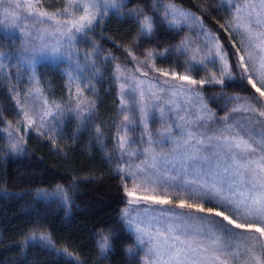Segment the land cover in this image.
Instances as JSON below:
<instances>
[{
	"label": "trees",
	"instance_id": "obj_1",
	"mask_svg": "<svg viewBox=\"0 0 264 264\" xmlns=\"http://www.w3.org/2000/svg\"><path fill=\"white\" fill-rule=\"evenodd\" d=\"M41 1L53 12L66 8L62 0ZM245 1L122 0L77 37L72 50L85 66L82 83L74 80V87L70 85L64 62L42 61L17 74L20 79L0 76V264H144L135 234L121 219L128 197L117 169L127 161L119 143L127 124L120 112L117 65L123 70L182 69L179 48L187 43L188 33L170 25L158 9L159 3H173L202 19L234 65L223 84L208 77L206 82L211 81L200 87L215 116L234 115L232 108L249 96L259 108L264 98L241 78L243 69L236 68V58L244 53L236 51L241 34L229 27L234 6ZM145 17L155 21L151 35L141 34ZM4 41L0 28V50ZM208 66L196 68L192 76L201 80L211 70ZM32 78L41 98L57 110L55 118H44L43 127L39 121L29 127L18 107L19 97L30 92ZM76 87L86 96L88 108L74 106ZM228 97L240 100L227 104ZM13 140L22 152L12 151ZM58 188L67 193V201ZM41 234L50 237L52 247L32 239ZM105 237L109 250L102 254L99 244Z\"/></svg>",
	"mask_w": 264,
	"mask_h": 264
},
{
	"label": "snow or ice",
	"instance_id": "obj_2",
	"mask_svg": "<svg viewBox=\"0 0 264 264\" xmlns=\"http://www.w3.org/2000/svg\"><path fill=\"white\" fill-rule=\"evenodd\" d=\"M3 0H0V4ZM107 6L115 7L112 0H106ZM20 7L19 4L16 5ZM235 13L229 23V27L237 34L246 36L250 41L249 46H245L241 42V47L237 48V52L244 50V54L240 55V67L243 69L241 74L242 79H246L255 92L261 98H264V0H260L259 10L256 5H245L249 11L247 15L242 12L241 6H234ZM83 15L78 18L73 17L70 20H65L62 24L56 21L58 27L50 35L56 38V45H52V52L59 51L58 45L61 43L59 37H65L68 42L75 39L74 31L81 32L86 28H90L92 22L99 14L95 0H87L83 3ZM29 11L35 12L41 17H47L49 20H54L53 15L38 10L29 0ZM65 12L67 9L64 10ZM255 13V18H253ZM171 15L172 23L176 20H181L186 23L189 20L195 22L196 19L190 13L173 9L165 12V16ZM155 21L145 17L141 24V34L151 35ZM12 40V36L6 37ZM31 39L40 40V46L37 50L32 49L33 54L43 53L49 45L44 42L43 36L20 37V40L27 44ZM255 41V43H251ZM213 45L215 52L209 49V55L214 57L213 66L219 61H225L228 55L222 50V46L215 43L210 37L205 42V47ZM131 55V53H129ZM152 53H147L150 58ZM245 56L248 57L245 62ZM4 57H0V67L5 63ZM195 59V57H193ZM227 67V64H226ZM117 72L124 71L117 65ZM161 75L168 73L161 72ZM173 78L176 74L173 73ZM228 75L231 77V71L225 72L221 70V77ZM215 74L213 73V77ZM179 80L186 81L188 84L203 85L205 80H195L191 76L181 75ZM259 87L257 86V82ZM216 83L223 84L224 80H216ZM124 84H121L123 89ZM177 88L179 86H173ZM181 95L185 94V90L179 87ZM143 95V93H142ZM199 97V94H197ZM240 100L239 97H228L226 103L233 104ZM80 99L77 100V108L79 109ZM248 107L242 105L232 108V112H248L257 113L260 117H264V105L259 108L253 107L256 103L255 97L249 96L243 102ZM94 107V105H92ZM205 105V110H206ZM139 122L147 124V111L145 108L140 110ZM29 127L39 121L40 126H44V116L52 115L50 112H45L44 115H37L35 118L29 115L28 111H23ZM58 115V113H57ZM55 118V116H53ZM180 119H184L183 116ZM248 123L238 121L232 123L226 115L223 117V126L213 136L208 139L215 140L216 143L211 144L210 148H197L195 153L188 152L187 149L192 147L190 141L196 140L198 145H204L203 139H197L193 131L188 130L183 125H177L182 128L180 132L183 138L181 141H175L176 148L183 147L185 151L175 152L169 158L166 155L157 156L154 152L149 159H146L141 164L135 165V168L127 167L126 169H117L118 172H124L125 179L131 181V187L128 183L123 185L124 192L128 199L129 209L122 213L121 219L126 227L135 233L136 241L142 245L147 251L144 255L148 258V264H230L234 258H239L240 249L244 248L248 253V259L243 261V264H264V227L257 226L253 221L259 220L264 224V124H261L259 131L254 126L251 117L248 118ZM124 120L131 123L128 115L124 116ZM198 120L203 121V116H199ZM255 123H260L256 121ZM130 130V129H128ZM11 135V134H10ZM166 140H172L171 132L165 137ZM120 149L123 152L126 148L127 141L123 138L120 140ZM13 152H22L18 141L13 140L11 143ZM220 149L226 158L225 173L230 172L231 179H217L218 174H213L210 164V157L200 156L202 150H211L213 156H218ZM149 150L146 149L145 152ZM135 155V153H130ZM176 162L180 165V172H172L165 175L168 171L164 165H172L175 168ZM202 162H209L210 166L207 170L203 169ZM128 166L129 162H124ZM199 166L201 171L192 174L191 170ZM58 191L67 201V194L63 189ZM177 199L176 207L181 209L187 208L188 213L183 216L174 211H162L161 209L152 208L151 205H171L172 197ZM187 200L192 202L186 203ZM143 202L149 205L143 209L144 216L134 217L131 213L140 212V204ZM207 202L208 206H205ZM196 213L206 215L191 214L192 210ZM159 212L160 218L154 213ZM220 217L221 221L211 220L209 217ZM241 219L247 223L239 222ZM226 221L228 225H232L235 229H245L247 231L259 233L258 237L244 236L242 234L232 233L227 229V226L222 223ZM199 222V224H197ZM221 233V235H217ZM34 241L39 244L52 247V241L49 236L41 234L38 238L34 235ZM235 245V246H234ZM102 254L109 250L108 238H103L99 244Z\"/></svg>",
	"mask_w": 264,
	"mask_h": 264
},
{
	"label": "rangeland",
	"instance_id": "obj_3",
	"mask_svg": "<svg viewBox=\"0 0 264 264\" xmlns=\"http://www.w3.org/2000/svg\"><path fill=\"white\" fill-rule=\"evenodd\" d=\"M121 1L122 0H112V2L115 4V7H109L107 6L106 0H95L97 9L94 10H98L99 14L92 22L91 27L96 23L101 15H106L112 9H117V6H119L118 4ZM86 2L87 0H62L61 3L65 5V9H67V11L65 12V9H59L60 12H53L56 10H48L49 8L45 7V2L41 5V0H31V4L34 5L36 9L45 11L49 13V15H53L55 17L54 20H49L47 17H41L35 12L29 11V0H3V3L0 4V28L4 34V37L6 38L8 35H11L12 40L6 39L7 41H4L2 45V47L4 46L3 49L0 50V57L6 58L3 66L0 67L1 78L6 79L10 76L21 74L24 69L28 70L29 72L31 67H33L35 64L42 61H48L53 63H65V66L69 68L68 73L69 78L72 81L70 83L72 87L75 85L74 80H79L82 83L86 78L85 66L84 64L80 65L78 63L77 55L72 49H74L76 45L77 37L80 34L86 32L88 28L81 32L74 31L75 39H73L71 42H68L65 37H59L61 43L58 45L59 51L57 53L52 52L51 46L56 45V38L52 37L50 33L54 32L58 27L56 24L57 20L62 24L65 20H70L73 17L78 18L80 15H83L82 5ZM17 4H19L20 7H17ZM249 4L256 5L257 10H259L260 0H246L240 4L239 6H241L244 15H247L249 11V9L244 6ZM71 5L74 7L73 10L70 9ZM158 9L164 14V16L166 11L177 9L190 13L193 17L198 19H196L195 22H193V20H189L184 23L181 20H176L175 23H172L171 15L169 14L167 17L165 16L168 19L170 25L177 28H184L188 33V36H186L184 39V41H187V43L179 48V51L183 55L181 70H179L178 66L176 69H166L165 67H150L149 69L135 67L131 69L129 67L118 74L120 112L122 116L128 115L129 120L131 121V123L126 122L127 126L124 129V134L122 137L128 142L124 150V158L127 159L129 164L128 166L124 164L121 169L127 170V167L134 169L135 165L141 164L146 159H149L153 152L157 156H169L170 159L175 154V152L183 153L185 149L183 147L176 148L175 144V141H181L183 143V138L180 135V132L183 129L177 127V125H183L188 130L193 131L197 139L204 140V145H198L195 139L190 141L192 147L188 148L187 151L191 153H195L197 148L208 149L210 148L211 144L216 143L214 139L210 141L208 137L213 136L214 133H216L223 126L222 121L224 116L218 119L212 109L205 102L200 89L202 85L188 84L186 81L179 80V76L188 75L198 81V78L192 76V72H194L198 67H206L209 65L208 67L211 70H209L208 74H205L201 80L206 81V79L209 77L213 83H216V80L226 79L229 76L224 75L223 77L217 78L216 75L214 77L213 75L211 76V73L221 74L222 69L225 72L231 71L232 73V66L234 67L233 63L231 60L229 61L227 55V67L225 61H219L218 57H215L217 62L213 66L212 61L214 57L209 55V49L211 48L212 52H215V48L211 44L208 47H205V42L211 37L215 43H218L221 46L222 44L217 39L216 35L207 29L200 17L173 3H159ZM253 18H255V13H253ZM259 30L264 29H257V31ZM28 34H31V37L43 36L44 42L49 45L47 50L43 53H39V51H37L36 54H33L32 49L36 48L38 50L41 41L37 39H31L29 43H23L20 40V37H27ZM241 38L243 44L245 46H249V50H251L250 41L247 39V37L241 34ZM251 43H255V41ZM222 50L224 51L223 46ZM193 57H195V59H193ZM247 60L248 57L245 56V62H247ZM239 65L240 59L236 58V68L242 69ZM86 67L88 68V64H86ZM11 70L15 71V73H11ZM162 71L168 73V75H161ZM173 73L176 74L175 78H173ZM17 77L18 79L21 78L20 75H17ZM209 82H206L205 84H208ZM256 82L258 85V81ZM121 84H124L123 89H121ZM173 86L182 87L185 90V94L181 95L179 87L174 88ZM78 88L76 87L74 92V106L77 107V100L80 99L83 102L80 103L79 107L88 108L90 105H88L89 103L86 99V96L83 94V91L79 92ZM197 94H199V97ZM205 105L207 106L206 110ZM242 106L244 108L248 107L247 104H242ZM18 107H21L23 111H28L29 115L33 118H35L37 113L38 115H44L45 112H50L52 115H45L44 118H46L53 116L54 113L57 112L55 107L48 105L41 98L40 89L37 87L33 78L28 96L25 98L22 96L19 97ZM142 107L146 109L148 114L146 126L144 123L139 122L141 115L140 110ZM181 116H183L184 119H180ZM199 116H203V121L198 120ZM249 116L251 117L252 122H254V126L257 131H259L261 124H264V117H260L258 112H235L234 115L229 116V118L232 123H237L238 121L248 123L247 118ZM256 121H259L260 123H255ZM169 132L172 134L171 141L165 139ZM146 149L149 151L145 152ZM215 151L219 152L218 156H213L211 150H202L200 151L199 155H207L210 157V164L213 174H218L217 179H231L230 172L225 173L224 171L226 167V158L223 155V151L220 149ZM130 153H135V155H130ZM202 163L203 169L207 170L210 166L209 162ZM164 167L168 169V171L165 172V175H168L173 171L176 173L180 172V165L178 162H176L174 169L172 165H164ZM199 171H201L199 166L191 170L192 174H195ZM121 173L125 183H128L129 187H131V181L125 179L124 172ZM59 194L62 195L60 192ZM172 199L173 203L171 205H151V207L155 209H161L162 211H174L176 213H180L182 216L189 212L187 208L181 209L175 206L177 203L175 196H173ZM188 202L192 201L187 200L186 203ZM146 207H149V205H145L143 202H141L139 206L140 212H133L131 214L134 217L139 216L142 218L144 216L143 209ZM127 209H129V205L125 210ZM154 214L160 218L159 212ZM191 214L193 216L206 215L196 213L195 210H192ZM209 219L221 221L215 216H211ZM241 221V223H247L243 219H241ZM253 222L257 226L264 227V224H262L259 220ZM222 223H224L227 226V229L232 233L238 235L242 234L246 237L259 236V233L247 231L245 229H235L232 225H228L226 221H223ZM197 224H199V222H197ZM217 235H221V233H217ZM260 243H264V240H261ZM137 247L142 253L144 264H148V258L144 255L147 249L138 243ZM247 259L248 253L244 248H241L239 258H234L230 264H243V261Z\"/></svg>",
	"mask_w": 264,
	"mask_h": 264
}]
</instances>
